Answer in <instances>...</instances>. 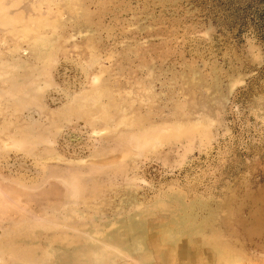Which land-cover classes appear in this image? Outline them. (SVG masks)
<instances>
[{
	"label": "rangeland",
	"instance_id": "obj_1",
	"mask_svg": "<svg viewBox=\"0 0 264 264\" xmlns=\"http://www.w3.org/2000/svg\"><path fill=\"white\" fill-rule=\"evenodd\" d=\"M0 264H264V0H0Z\"/></svg>",
	"mask_w": 264,
	"mask_h": 264
}]
</instances>
